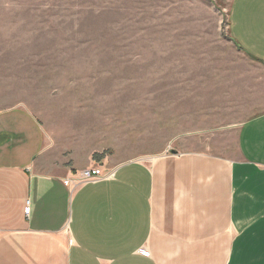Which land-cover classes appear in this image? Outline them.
Segmentation results:
<instances>
[{
	"label": "crops",
	"instance_id": "1",
	"mask_svg": "<svg viewBox=\"0 0 264 264\" xmlns=\"http://www.w3.org/2000/svg\"><path fill=\"white\" fill-rule=\"evenodd\" d=\"M30 8L0 3V264H264V113L227 119L223 68L215 112L185 119L170 154L48 144L9 99L30 68L14 13ZM227 24L219 43L264 69V0H229ZM96 166L113 178L68 183Z\"/></svg>",
	"mask_w": 264,
	"mask_h": 264
},
{
	"label": "rangeland",
	"instance_id": "2",
	"mask_svg": "<svg viewBox=\"0 0 264 264\" xmlns=\"http://www.w3.org/2000/svg\"><path fill=\"white\" fill-rule=\"evenodd\" d=\"M0 3L31 7L14 13L30 68L14 77L9 99L42 123L48 144L147 159L170 154L183 146L185 119L215 112L220 68L231 91L224 104L239 105L224 109L227 119L264 113V69L219 43L229 0Z\"/></svg>",
	"mask_w": 264,
	"mask_h": 264
},
{
	"label": "built area",
	"instance_id": "3",
	"mask_svg": "<svg viewBox=\"0 0 264 264\" xmlns=\"http://www.w3.org/2000/svg\"><path fill=\"white\" fill-rule=\"evenodd\" d=\"M113 175H114L113 172L105 173L103 167L96 166L74 174L68 180V183L71 184V186L76 189L87 183L96 182L102 179L113 178Z\"/></svg>",
	"mask_w": 264,
	"mask_h": 264
}]
</instances>
